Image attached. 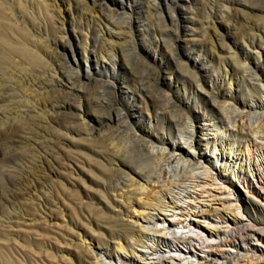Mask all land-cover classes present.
I'll use <instances>...</instances> for the list:
<instances>
[{
  "label": "rangeland",
  "instance_id": "obj_1",
  "mask_svg": "<svg viewBox=\"0 0 264 264\" xmlns=\"http://www.w3.org/2000/svg\"><path fill=\"white\" fill-rule=\"evenodd\" d=\"M223 1L0 0V264H79L96 224L114 216L122 225L115 169L129 147L122 114L131 113L122 87L153 110L183 112L175 99L187 102L203 70L230 74L231 60L244 59L241 41L262 24ZM196 97L190 110L221 116L210 97ZM256 118L264 127V114ZM163 126L171 132L159 135L173 137L174 122Z\"/></svg>",
  "mask_w": 264,
  "mask_h": 264
},
{
  "label": "bare ground",
  "instance_id": "obj_2",
  "mask_svg": "<svg viewBox=\"0 0 264 264\" xmlns=\"http://www.w3.org/2000/svg\"><path fill=\"white\" fill-rule=\"evenodd\" d=\"M226 4L254 14L262 26L241 41L244 59L231 60L230 74L211 78L203 70L201 81L185 91L187 102L175 99L183 112L153 110L142 103L140 90L130 94L122 87V102L131 111L122 114V143L129 147L115 169L122 174V206L112 204L122 207V225L114 216L111 225L96 224L97 243H81L79 264H264V131L256 118L264 114V0H224L221 9ZM239 82L246 87L241 101ZM200 92L210 97L219 118L202 108L190 110ZM166 106L161 103V110ZM168 120L175 126L170 139L159 135L171 132L163 126ZM138 152L146 158L138 161Z\"/></svg>",
  "mask_w": 264,
  "mask_h": 264
}]
</instances>
